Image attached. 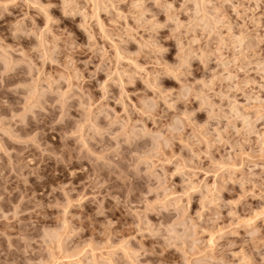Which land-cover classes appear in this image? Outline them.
<instances>
[{
    "label": "rangeland",
    "instance_id": "rangeland-1",
    "mask_svg": "<svg viewBox=\"0 0 264 264\" xmlns=\"http://www.w3.org/2000/svg\"><path fill=\"white\" fill-rule=\"evenodd\" d=\"M0 264H264V0H0Z\"/></svg>",
    "mask_w": 264,
    "mask_h": 264
},
{
    "label": "bare ground",
    "instance_id": "bare-ground-1",
    "mask_svg": "<svg viewBox=\"0 0 264 264\" xmlns=\"http://www.w3.org/2000/svg\"><path fill=\"white\" fill-rule=\"evenodd\" d=\"M13 76H16V75H13ZM12 78H14V77H12ZM12 78H11V79H12ZM31 126H32V125H31ZM19 129H20V128H19ZM19 129H18V130H19ZM23 130H24V129H23ZM20 131H22V130H20ZM23 132H24V131H23ZM70 158H71V157H69V159H70Z\"/></svg>",
    "mask_w": 264,
    "mask_h": 264
}]
</instances>
